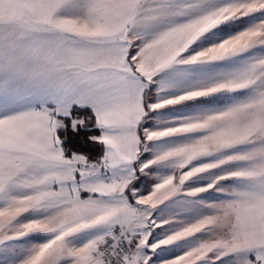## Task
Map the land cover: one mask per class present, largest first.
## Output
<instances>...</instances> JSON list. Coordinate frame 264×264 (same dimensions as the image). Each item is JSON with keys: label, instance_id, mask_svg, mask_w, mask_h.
<instances>
[{"label": "snow or ice", "instance_id": "6c2138e0", "mask_svg": "<svg viewBox=\"0 0 264 264\" xmlns=\"http://www.w3.org/2000/svg\"><path fill=\"white\" fill-rule=\"evenodd\" d=\"M0 264H264V0H0Z\"/></svg>", "mask_w": 264, "mask_h": 264}, {"label": "trees", "instance_id": "16d2710c", "mask_svg": "<svg viewBox=\"0 0 264 264\" xmlns=\"http://www.w3.org/2000/svg\"><path fill=\"white\" fill-rule=\"evenodd\" d=\"M84 113L87 116L86 112H80ZM88 133L85 132L84 130H81V132L78 135H69V147L72 148L73 150L77 151H86V152H92L93 154L95 153V150L91 148L90 145L85 143L86 137Z\"/></svg>", "mask_w": 264, "mask_h": 264}, {"label": "rangeland", "instance_id": "374dc122", "mask_svg": "<svg viewBox=\"0 0 264 264\" xmlns=\"http://www.w3.org/2000/svg\"><path fill=\"white\" fill-rule=\"evenodd\" d=\"M243 24H236L233 26V30H238L240 27H242ZM82 118H86L87 116L84 113H81L80 115ZM165 251H163V249H160L159 251H161V254H158V252L156 253V255L153 257L154 261H159L161 259L163 260H167L170 259L171 257L175 256V255H179V253L181 251H183V248L180 246H171L169 248L164 249Z\"/></svg>", "mask_w": 264, "mask_h": 264}, {"label": "crops", "instance_id": "0c3cea01", "mask_svg": "<svg viewBox=\"0 0 264 264\" xmlns=\"http://www.w3.org/2000/svg\"><path fill=\"white\" fill-rule=\"evenodd\" d=\"M163 251H165V250L163 249ZM157 252H158V254H161V251L158 250Z\"/></svg>", "mask_w": 264, "mask_h": 264}]
</instances>
